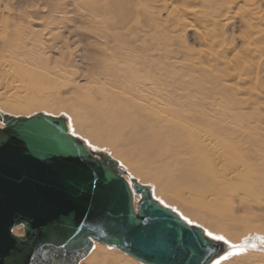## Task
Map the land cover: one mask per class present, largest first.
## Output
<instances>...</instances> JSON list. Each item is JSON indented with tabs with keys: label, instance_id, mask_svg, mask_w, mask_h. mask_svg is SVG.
Masks as SVG:
<instances>
[{
	"label": "bare ground",
	"instance_id": "1",
	"mask_svg": "<svg viewBox=\"0 0 264 264\" xmlns=\"http://www.w3.org/2000/svg\"><path fill=\"white\" fill-rule=\"evenodd\" d=\"M168 1L153 0L152 2L159 6V11H167L170 4ZM216 1L218 0H202L201 3L205 6L215 3L221 6L222 2H228L227 6L234 7L233 12L226 10L219 17H215L218 22L224 21L223 24H220V28L226 26V23H229L233 18L230 15L231 12L236 17L239 15L240 24L244 25L242 27H246L243 28L246 29L245 39H243L246 44H254V46L248 45L251 48L256 47L254 49L256 52L252 51L253 54H257V52L259 54L255 62H251L249 58L237 56V54H228L229 56H227V54H223V51L228 49V45L224 44L223 40H220L221 42L217 45L216 42L214 43L216 40H208L205 46L209 52L208 56L205 54L207 53L204 51L205 47L200 52L212 67L206 73L207 76H204L205 73L200 76L208 79L205 82V79L202 78L205 83H213L212 88L215 92L210 96L205 94L203 82L196 79L195 73L177 71L167 63V60L162 61L161 67H156L159 57L148 52L149 49L144 47L143 41H141L144 35V27L141 25L143 22L138 21L139 16L136 12L142 8V13L148 14L153 5L136 0L132 8L126 9L128 13L124 15L125 18H122L119 10H115L119 16L115 15L110 0H92L89 5L93 11L92 14L98 19L97 22L100 21L99 23L103 24H98L99 35L115 42L116 58L109 63L110 68L102 67L100 71L97 70L106 77H100L98 73V76L94 75L93 77H65L61 76L65 72L56 69H53V73H51L45 62L43 66L46 68L43 70L27 66V47L24 38L21 37L22 35L20 36L21 32L18 28L15 30L16 28L5 27L2 30L1 27L0 76H5V78L1 77L3 82L5 79V82L11 81L0 87L3 88V92L14 89V93L19 91L20 95H15L17 98L9 101L7 96L3 97L0 93V98H3V102H5L4 105H0V111L6 113L5 110H8L18 114H26L36 108H46V110L52 111L61 108L70 111L72 117L69 125H71L72 134H84L87 138L85 141L94 150H101L95 145L101 147L104 145L115 152L127 165L124 176L127 180L129 177H133L143 184L150 185L154 197L159 195L163 203L171 201L178 204L182 210L180 212L190 221L197 220L207 224L205 230L207 233L211 232L213 235L225 237L224 241L230 245L226 254L215 259L211 264H217V261L220 264H235L238 259H241L239 258L240 254L251 245H247L245 241H239L246 232L255 231L264 238V220L259 224H253L250 215L257 209L264 210V207L260 206L264 198V149L261 148H264V144L259 141L262 143L259 147V143L256 142V146L261 148L260 152L244 151L246 147L254 146L251 138L256 133L250 130L248 134H245L237 117L246 119V113L242 111L240 116L239 110L234 107L233 100H229L233 105L227 101L226 106L221 100L227 99L231 95L236 97L235 93H239L241 89L239 84L244 80L240 74L245 70H252L256 75H264V50L260 52L264 46V39L259 38L260 36L264 38V28H262L264 26V0ZM114 3L117 2L114 0ZM184 4L183 6L188 7ZM261 6L263 9L260 8ZM201 8H196L198 12L194 9L195 13L202 11ZM222 8L225 10L226 6L225 9ZM189 9L191 10V8ZM3 10L0 11V17L3 22L7 23L9 11ZM152 10H155L154 7ZM168 13L170 14L171 11ZM216 14L218 15L219 12ZM113 16L114 19L118 17L115 22L112 21L114 19H111ZM130 16L132 17L130 18ZM244 16L247 18L244 19ZM215 18L205 22L210 21L215 26ZM129 19L132 22H128ZM173 19L176 20L174 17ZM179 20L177 19L179 25L176 22L179 31L180 25L183 26L181 29L190 30L192 28V24H188L185 19ZM253 22L259 23V26L256 25L260 27L257 32L260 36L254 35L253 31L255 32V30L253 29L256 25ZM200 29L197 34L207 33L205 29ZM238 36L240 37V35ZM220 37L221 39L223 37L221 33ZM259 39L261 40L259 41ZM241 40H239L240 43ZM151 43L153 46V42ZM138 47L139 50H137ZM194 53L200 54L195 51L192 55ZM215 54L221 55V57L217 58ZM197 58L196 60L199 62V58ZM96 59L93 57V60L96 61ZM194 63L196 62L194 61ZM217 64L223 67V70H219L222 73L215 72L218 70ZM201 66L203 67V65ZM106 71L113 72V74H108ZM226 73L233 74L236 79L227 76ZM259 86L264 89V81L260 80ZM245 95L246 98L254 100L262 97L263 94L260 90H249ZM208 98L213 100L208 103L210 100ZM218 98L221 100L219 101ZM10 100L12 99L10 98ZM236 107L238 106L236 105ZM50 112L47 114H51ZM259 122L263 124V121ZM260 123L256 121L255 127ZM262 124L261 126H264ZM249 129L251 128L249 127ZM259 133L264 138V131H259ZM254 148L253 150H255ZM121 160L120 162L123 163ZM147 182H152L153 185ZM236 213L242 214L235 217ZM254 219L261 218L254 215ZM227 220H236L241 232L233 234V237L228 236L226 234L228 232L226 231ZM240 234L241 236H239ZM237 240L240 243L236 242ZM232 245L243 248L244 251L230 255L233 251ZM108 248L94 242L90 253L87 254L88 257L86 255V262H82V264H137L122 258L113 251L115 249ZM250 253L253 252L250 251ZM224 256H228V259H223ZM256 256L257 254L247 257L246 264H263L251 261L250 258ZM261 260L260 258L259 261Z\"/></svg>",
	"mask_w": 264,
	"mask_h": 264
},
{
	"label": "water",
	"instance_id": "2",
	"mask_svg": "<svg viewBox=\"0 0 264 264\" xmlns=\"http://www.w3.org/2000/svg\"><path fill=\"white\" fill-rule=\"evenodd\" d=\"M0 123V264H78L94 242L142 264H211L226 254L228 243L73 135L65 115L0 111Z\"/></svg>",
	"mask_w": 264,
	"mask_h": 264
},
{
	"label": "rangeland",
	"instance_id": "3",
	"mask_svg": "<svg viewBox=\"0 0 264 264\" xmlns=\"http://www.w3.org/2000/svg\"><path fill=\"white\" fill-rule=\"evenodd\" d=\"M91 1L92 0H0V11L3 9H5V11H7V12L9 11V15L7 17V23H5V21L3 22L2 17H0V31H1V27H2V30H4L5 27H8L9 29H11V28L15 29L16 28L15 30H17V28H18V30L21 32L20 36L22 35L21 37L24 38L25 43H26L25 46L27 47V62H26L27 66H32V67L34 66L35 69L43 70L46 68L43 66L44 62H45L47 64V66H49V71L51 73H53V69H56V70H59L61 72H65V73L61 74V76L64 75L65 77H71V76H74V77H76V76H78V77H80V76L93 77L94 75L95 76L99 75L100 77H106V75L100 74L99 72H97V70L99 69V71H100V68H102V67L110 68L111 65L109 63L112 62V60H114L116 58V55L114 52L115 42L110 38L105 39L99 35L100 34V32H99L100 27L98 26V24L101 25L102 23L100 24L99 23L100 21L97 22L98 19H96V17L92 14L93 11L91 9V6H89ZM115 1L117 3H114V0H110V3L113 4L112 6L114 7L113 8L114 11L115 10L120 11V15L122 16V18H125L124 15H126L128 13V11H127V10H129L128 8H132L134 6V3H136V0H122V1L121 0H115ZM137 1H139V0H137ZM142 1H143V3H146L147 5L148 4L153 5L151 7V10L148 12V14H145L146 12L142 13L143 12L142 8L140 10H137L136 12H138V16H139L138 21H140V23L143 22V24H141V25L144 27L143 28L144 29L143 30L144 35H143V38L141 39V41H143L144 47L146 46L145 48L147 50L149 49L148 52H152L153 55L159 57V60L156 61V67H161L163 65L162 61L167 60V63L169 65H171L174 69H177V71H180V72L182 71L184 73L185 72L195 73L196 79L199 80L200 82H203L202 84L204 85L205 91L207 92V93L205 92V94L210 96L212 93L215 92L214 89L212 88L213 83H211V84H210V82H209V84L205 83L206 80H208V79L206 77L205 78L202 77L205 79V82H204V79L202 80V78L200 76V74H202V73L203 74L205 73L204 76H207L206 73L209 70H211V67H212V65H209L211 63H209V61H207V59L204 56H202L203 54H201V52L206 48L205 46H206V43L208 40H211V39H212L211 41L216 40V41H214V43L216 42V45H217V43L221 42L220 40H223L224 44L228 45V49L223 51V54H227V56H229L228 54H230V55L231 54H237V56H242L244 58L246 57L245 59L249 58L251 62L257 61L259 52H257V54H253L252 51L256 52L254 50L256 47H252L253 48L252 49L248 45L250 44L251 46H254V44L253 45H252V43L246 44V42L244 40L245 39L244 35H246V33H245L246 29H243L246 27H242L244 25L240 24L239 15H238V17H236L235 14L232 13L235 8L231 7V6L230 7L227 6L228 2H222L221 6L224 7V9L226 6V9L222 10L223 8L219 4L215 3L217 6L215 4H212L213 6L212 5L211 6H205L204 4L201 3L202 0H193V1L192 0H184V1H182V0H177V1L176 0H173V1L169 0L168 1L167 0L170 3L168 10L167 11L166 10H160L161 11L160 12L158 9L159 6L154 4V2H152L153 0H140V2H142ZM186 1L188 4L187 3H185V4L189 8H191V10L186 6H183L184 2H186ZM219 1L220 0H218L216 2H219ZM225 1H228V0H225ZM225 3H227V4H225ZM193 4H195V5H193ZM119 6L121 9L122 8L123 9L121 10L119 8ZM3 7H5V8H3ZM153 7L156 10V12H154L155 10H152ZM170 7H172V8H170ZM181 7H182V9H181ZM199 7L200 8L202 7L201 8L202 11H200V9H198L200 12L195 13V10L197 11L196 8H199ZM215 8H216V10H215ZM260 8L263 9L262 6ZM185 10H186V12H185ZM226 10H228L229 12L232 11L230 13V15L233 16L234 19L231 18V20L229 22L230 24L226 23V26L224 25L223 28H220V24H223L224 21L222 20L221 22H218V20H216L215 17H219V15H222L224 11L226 12ZM117 11H115L114 13H116L115 15L119 16ZM169 11H171L170 14L168 13ZM228 11H227V13H228ZM212 12L213 13L215 12V14H213ZM217 12H219L218 15L216 14ZM185 13L187 14L188 17L186 16ZM194 13L196 16L194 15ZM2 15H4V14H2ZM170 15H172V16H170ZM180 15L182 18L180 17ZM206 16L207 17L209 16L208 19ZM131 17L132 16H130V18ZM173 17L176 18V20L173 19ZM213 17L216 20L215 26H214V23L210 22L211 21L210 19ZM117 18L114 19V16L111 17V19H114V20H112L114 22L117 20ZM145 18H146V20H145ZM179 18H180V20H179ZM201 18H203V19H201ZM245 18H247V17L244 16V19ZM177 19L179 21H181L182 19H185L188 24H190V25L192 24L191 25L192 28H190V30L189 29H181V28H183V26L180 25L179 26L180 31H181L180 32L179 28H178L179 24L177 22ZM208 20H210V21L208 23H206ZM128 22H132V20L129 19ZM176 22L178 25H176ZM149 23H151V24H149ZM253 23L255 25L258 24V26H259L258 22L257 23L253 22ZM139 27H141V26H139ZM199 28L205 29L207 33H204L202 35L200 33L197 34L199 31ZM262 28H264V26ZM174 29L177 30L178 32L175 31ZM196 29H197V31H196ZM259 29H260V27H257V25H256V27H254L253 30H255V32L253 31V33L255 36H260L257 33L259 31ZM214 33H215V35L219 34L218 35L219 39H218V36L216 37L214 35ZM220 33H221V36H223L222 39L220 37ZM0 34L2 35V32H0ZM204 35H205V38H203ZM238 35H240L241 38ZM224 36H226V37H224ZM259 38L264 39L261 36ZM202 39H203V41H201ZM224 39H226V40H224ZM238 39L239 40L242 39L243 41L241 40V43H240ZM261 39H259V41ZM227 41H228V43H227ZM151 42H153V46H152ZM259 46H260V43H259ZM224 47H225V45H224ZM245 47H247L249 49L247 50V48H245ZM233 48L236 50H234ZM262 48L263 49H261L260 52H262L264 50V46ZM139 49L140 48L138 47L137 50H139ZM169 49H171V50H169ZM195 51L197 53H200L201 55L196 54V53H194V55H192L193 52H195ZM204 51L207 52L208 49L206 48ZM250 53H252L253 55ZM205 54H207V56H208L209 52H207ZM196 55H197V57L199 56L198 57L199 62H197V60H196L197 57L195 58ZM215 56L217 58L221 57V55H216V54H215ZM93 57L97 58L96 61L93 60ZM201 58H203L202 60L204 62L201 60ZM200 60H201V62H203L202 64H201ZM194 61L196 63H194ZM200 64L203 65V67ZM204 64H206L207 67L209 66V68H207L206 65H204ZM204 66L206 67V69ZM217 66H218V68H217ZM217 66H214L215 68L218 69V70H215V72L216 71L218 72L219 70H223L222 66H220L219 64H217ZM197 67H199V68H197ZM106 72L108 74L110 73V71H106ZM97 73H98V75H97ZM218 73H222V72L219 71ZM110 74H113V72H111ZM231 75H233V74H231ZM231 75L227 74V76H230L231 78H235L234 75L233 76H231ZM240 76L244 80H242L243 82H240V84H239L241 91L239 90V93H237V94L235 93L236 97H232V95H231L228 97L229 99L223 98L221 100L218 98V100L219 101L221 100L225 106L227 104V101L232 105L235 102L234 107L239 110L240 116L243 113L242 111H244V113H246V117H247L246 119L245 118L242 119V118L237 117V119L239 121V125L241 126V128L245 134H248V132L251 130L252 132H255L258 135V137L256 134L255 135L253 134L251 140H253L254 146H252V148L246 147V150H244V151L251 152V153H252V151L260 152L261 148H262V150L264 149L263 147L258 148V146L260 147L261 142L264 144V141H262L264 139V138H262L263 135L261 133H259V131L260 132L262 130L264 131V126H261L262 122L261 123L259 122V121H263V124H264V103H263L264 102V89L260 88L259 83H260V80L264 81V75H256V73L252 70H245L242 74H240ZM1 77L5 78V76H0V80H1L0 82H2V83H0V86H3L5 84H9V82L11 81V80H7L9 82H5V80H6L5 79L3 82ZM83 81L85 82V80H83ZM249 90H252V91L260 90V92H262L263 95H262V97L254 99V100L246 98L247 96L245 94ZM0 93H2L3 97L7 96V99L9 101L15 100L17 98V97H15V95H17V96L20 95L19 91L14 93V89L10 90L9 92H3V88H1V87H0ZM10 98L12 100H10ZM208 99H210V98H208ZM230 99L233 100V103L229 101ZM211 100H213V99L208 100V103H210ZM215 100H217V99H215ZM238 100H240V101H238ZM243 101H245V102H243ZM4 103L5 102H3V98H0V105H4ZM229 103H228V105H230ZM236 105L238 107H236ZM36 109H34L36 111H34L32 109L31 111H29L26 114L25 113H19V114L18 113H12L8 110H5V112L8 114H12V115H27V114L30 115V114L37 113V112L48 113L49 111H51L50 113L54 114V115H65L68 119V124H70L71 117H72V113L70 111H67V110L61 109V108L55 109V111L46 110V108H36ZM254 118H256V119L253 121ZM250 120H251V122H250ZM256 121L258 123H260L257 125L258 128L255 127V125H254ZM70 126L71 125H69V129H70ZM249 127L251 129H249ZM75 136H78L84 140L87 139L84 134H81V135L77 134ZM257 138H259V139H257ZM259 141H261V142H259ZM256 142L259 143V145L257 144L258 146H256ZM95 146L97 148L103 150V151H107L109 154L111 153L110 155L115 160L119 161L118 163H120V165L122 166V169L126 172V170H127L126 163L123 162L115 152H113L110 148H108L107 146H104V145H102V147L97 146V145H95ZM90 147L92 148V146H90ZM253 148L255 150H253ZM249 149H250V151H249ZM120 160L123 163H121ZM147 183L152 184V182H147ZM159 197H160L159 195H158V197L155 196L156 199L161 201L162 198L160 199ZM161 203H163V202L161 201ZM263 203H264V198L262 199V205L260 204L261 208L264 207ZM163 204L164 205L167 204L166 206L169 205V207L173 208L176 212H178L185 220H187V221L189 220L185 215H183L180 212L182 210L178 206V204H174L171 201H168V203L165 202ZM171 204H172V206H171ZM239 214H242V213H236V214H234V216L239 217L240 216ZM250 215L252 216L251 219H252L253 224H259V223L263 222V220H264V217H263L264 216V210H258L257 209V211H252ZM254 215L259 216L261 219H259V220L254 219ZM188 222L191 224L199 225V226L203 227L204 230H206L207 224H205L204 222L197 221V220L196 221L195 220H193V221L189 220ZM226 223H227V230L226 231H228L226 234L228 236L233 237L232 236L233 234H237V233L241 232V230L238 228V224H237L236 220L235 221L227 220ZM13 233L22 234L23 233L22 226L14 227ZM241 234L239 236H241ZM239 241L240 242L245 241V243H247V245L251 244L252 246L254 245V247H251V245L248 246L247 247L248 251L246 250L243 253H241L240 257H239L241 259H238L237 263H235V264H246L247 263V261H246L247 257H249L251 255H255V254H257V256L253 257V258L251 257L250 258L251 261L252 262L256 261V263L260 262V263L264 264V238H262V236L257 234L255 231H248L240 238ZM236 242H238V240ZM240 242H238V243H240ZM95 243H97V242H95ZM97 244L104 246L105 248L109 247L105 244H101V243H97ZM108 249H111V250L115 249L113 251L117 252V254L120 255L122 258L129 259L131 261H134L137 264H142V263L136 261L135 259H133L132 257H130L129 255L121 252L120 250H118L116 248L109 247ZM250 251L253 252L254 254L250 253ZM246 252L250 253V254L248 255ZM259 255H261V256H259ZM87 257H88V255H87ZM87 257L86 256L83 257L80 260L79 264H82V262H86L85 259ZM259 257L262 259L261 261H259L260 260ZM235 261H233V262H235ZM248 264H250V263H248Z\"/></svg>",
	"mask_w": 264,
	"mask_h": 264
},
{
	"label": "snow or ice",
	"instance_id": "4",
	"mask_svg": "<svg viewBox=\"0 0 264 264\" xmlns=\"http://www.w3.org/2000/svg\"><path fill=\"white\" fill-rule=\"evenodd\" d=\"M208 236H210L213 240H217V241H223L225 238L223 236H219V235H213L211 232L207 233ZM225 243H227V241H225ZM233 251L230 253V255H236L239 254V252L244 251L243 248H237L236 245H232ZM223 259H228V256H224ZM217 264H220L219 261H217Z\"/></svg>",
	"mask_w": 264,
	"mask_h": 264
},
{
	"label": "flooded vegetation",
	"instance_id": "5",
	"mask_svg": "<svg viewBox=\"0 0 264 264\" xmlns=\"http://www.w3.org/2000/svg\"><path fill=\"white\" fill-rule=\"evenodd\" d=\"M80 261V260H79ZM79 263V262H78Z\"/></svg>",
	"mask_w": 264,
	"mask_h": 264
}]
</instances>
